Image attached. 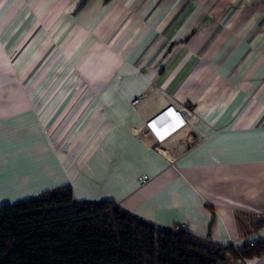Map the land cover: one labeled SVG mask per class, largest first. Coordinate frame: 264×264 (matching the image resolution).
Returning a JSON list of instances; mask_svg holds the SVG:
<instances>
[{
    "label": "crops",
    "instance_id": "1",
    "mask_svg": "<svg viewBox=\"0 0 264 264\" xmlns=\"http://www.w3.org/2000/svg\"><path fill=\"white\" fill-rule=\"evenodd\" d=\"M66 184L264 242V0H0V205Z\"/></svg>",
    "mask_w": 264,
    "mask_h": 264
},
{
    "label": "trees",
    "instance_id": "2",
    "mask_svg": "<svg viewBox=\"0 0 264 264\" xmlns=\"http://www.w3.org/2000/svg\"><path fill=\"white\" fill-rule=\"evenodd\" d=\"M262 252V241L222 245L113 200H76L69 184L0 205V264H219Z\"/></svg>",
    "mask_w": 264,
    "mask_h": 264
},
{
    "label": "built area",
    "instance_id": "3",
    "mask_svg": "<svg viewBox=\"0 0 264 264\" xmlns=\"http://www.w3.org/2000/svg\"><path fill=\"white\" fill-rule=\"evenodd\" d=\"M139 98H140V96L137 97V98H135L134 100H132V104H136V103L139 101ZM175 113H176V115L180 118V120H181L183 123H189V122H188V118H189V117H192V115H193L192 110H191L190 108H188V107H185V106H182V107H180L179 109H177V110L175 111ZM137 179H138V181H139L140 183H145V182L148 181L149 177H148V175H146V174H142V175L138 176ZM182 227H183L184 229H187V226H186L185 224H183Z\"/></svg>",
    "mask_w": 264,
    "mask_h": 264
},
{
    "label": "snow or ice",
    "instance_id": "4",
    "mask_svg": "<svg viewBox=\"0 0 264 264\" xmlns=\"http://www.w3.org/2000/svg\"><path fill=\"white\" fill-rule=\"evenodd\" d=\"M153 128H155V125H152ZM159 135V133H157Z\"/></svg>",
    "mask_w": 264,
    "mask_h": 264
}]
</instances>
